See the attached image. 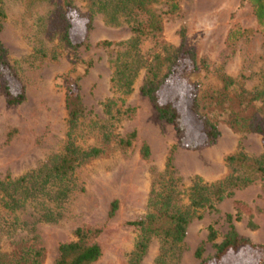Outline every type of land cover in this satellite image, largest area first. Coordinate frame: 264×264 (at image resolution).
Returning <instances> with one entry per match:
<instances>
[{"label":"rangeland","instance_id":"rangeland-1","mask_svg":"<svg viewBox=\"0 0 264 264\" xmlns=\"http://www.w3.org/2000/svg\"><path fill=\"white\" fill-rule=\"evenodd\" d=\"M174 1L178 6L174 13L166 11L165 0L150 2L149 8L160 15L161 30L156 37L144 39L139 49L143 58L150 60L160 44L177 47L182 31L185 44L207 64V70L188 71L189 61L181 58L160 91L163 100H171L179 112V132L173 124L159 119L151 102L140 93L144 68L135 77L130 93L120 95L111 86L113 60L122 49L117 43L131 36L127 21L121 18L116 25L108 24L101 13H94L92 26L85 32L88 0H1L4 17L0 41L6 61L24 87L25 99L8 105L0 92V179L26 174L60 152L67 129L64 92L75 80L82 113L74 141L83 149L102 148L99 155L74 168L66 197L52 200L30 196L9 215L0 207L2 256L16 259L23 247L34 243L42 247L39 264H53L58 243L71 240L74 228H100L93 239L100 255L91 264H126V254L138 234V228L126 222L146 212L149 190L161 186L157 174L163 170L167 156L171 157L173 175L180 179L178 203L185 205V191L194 176L204 182L215 181L228 171L226 155L239 149L252 156L263 152V133L240 130L229 122L234 115L251 120L264 114L258 101L246 102L239 95L240 87L251 89L264 73V32L258 29L250 5L246 0ZM63 10L72 39L84 37V44L76 49L58 38ZM235 28L241 34L229 37ZM103 40L112 44L100 45ZM164 65L159 66V74L165 72ZM220 73L237 82L222 91L217 79ZM8 78V71L1 70L0 83ZM195 80L205 96L200 111L216 120L219 136L211 144L192 149L186 145L199 128L189 109L190 85ZM106 98L116 99L117 106L129 111L109 119L101 105ZM101 123L109 127L111 140H101L97 130ZM131 131H135L131 145L117 147L112 135L124 136ZM142 143L148 146L147 158L139 153ZM113 201L115 210L108 216ZM234 202L239 203L236 219ZM226 214H232L239 235L264 245V176L233 189L231 197L212 208H197L181 248L166 264H198L194 256L198 246L208 259L206 264H255L264 259V252L258 250L229 253L219 260L211 258L213 246L206 240L207 227H213L215 241H220L228 225ZM159 245L158 237L152 235L141 264H153Z\"/></svg>","mask_w":264,"mask_h":264},{"label":"trees","instance_id":"trees-1","mask_svg":"<svg viewBox=\"0 0 264 264\" xmlns=\"http://www.w3.org/2000/svg\"><path fill=\"white\" fill-rule=\"evenodd\" d=\"M152 0H88V10L84 15L85 32L92 26L94 13H101L103 21L116 25L119 19H124L129 23L131 36L123 42L117 43L122 49L116 54L110 77L111 86L120 95L131 92L132 84L139 70L144 68L145 75L139 91L151 102L152 107L159 119H163L175 127L176 131H181L179 127V112L171 100L164 99L160 91L167 79L174 72L181 58L189 61L188 71L195 69L207 70V64L196 57L191 47L184 41V34L179 33L180 42L177 47L168 44H160L156 52L152 54L150 60L143 58L140 53V44L146 38H154L161 30L160 15L149 8ZM250 5L256 25L261 32H264V0H246ZM166 11L174 13L178 6L174 0H165ZM1 4V0H0ZM4 17L0 6V31L2 29L1 19ZM61 27L58 38L66 46L76 49L84 44V37L80 40H73L70 34V23L65 10L61 13ZM241 30L235 28L229 33V37L236 38L241 34ZM110 41L103 40L100 45L109 46ZM165 63V72L159 74V66ZM7 70L8 80L0 83V92L4 96L5 103L13 105L25 99L24 87L9 66L5 58V48L0 41V71ZM242 77V76H241ZM220 88L226 91L229 86L236 83L235 78L220 73L217 76ZM199 81L191 82V100L189 109L199 122V128L193 139H189L186 147L195 149L204 144L213 143L219 136V129L216 120L200 111V102L204 99L201 93ZM213 93L209 94L212 97ZM240 97L246 102L258 101L264 110V73L260 81L251 89L240 87ZM120 100V99H119ZM103 112L109 119H116L121 113L129 111V108L121 109L117 106V100L106 98L101 102ZM64 107L66 109L65 141L59 153L51 155L48 160L26 174L12 178L5 175L0 179V207L5 214L9 215L18 206H22L30 196L50 197L52 200L58 197H66L71 189L74 168L85 159L95 157L102 152L100 146H89L80 148L74 141V132L79 123L82 113L79 88L76 80L69 84L64 92ZM229 122L237 126L238 129H246L264 134V114L259 117L250 118L234 115L229 118ZM97 130L101 140H111V131L104 124H98ZM114 143L120 149L128 148L135 138V131H131L124 136H113ZM141 157L147 158L149 155L148 146L142 143L139 148ZM170 155L166 157L163 170L157 174L161 180V186L149 190L147 210L143 216L127 221L129 225L138 228V234L132 244V248L126 254V264H141L146 253L149 240L152 235L157 236L160 245L157 255L153 259V264H166L171 255L179 250L183 244L186 228L191 218L195 215L199 207L212 208L215 203L225 197L233 195V189L248 185L264 176V146L263 152L257 156L248 155L241 149L225 156L224 161L227 173L220 179L211 182H204L199 177L194 176L190 185L185 191L187 203H178L177 182L179 177L173 175ZM156 179L153 181V184ZM152 184V185H153ZM236 209L239 203L234 202ZM115 201L110 204L108 216L115 210ZM239 210H236L234 218H238ZM228 221L227 229L220 241H215L216 231L212 226L207 227L206 240L213 246L211 258L219 260L229 253L239 254L251 250L264 252V245L254 243L248 238L239 235L232 223V214L225 215ZM100 228L83 229L76 227L73 230V238L69 241L60 242L57 245V255L53 264H91L100 255V247L93 240L99 233ZM36 237L33 235L32 238ZM202 246L194 250V256L199 260L198 264H206L207 258L203 256ZM42 247L35 246L34 243L23 247L18 258H6L0 254V264H39L41 260ZM255 264H264V259H258Z\"/></svg>","mask_w":264,"mask_h":264}]
</instances>
